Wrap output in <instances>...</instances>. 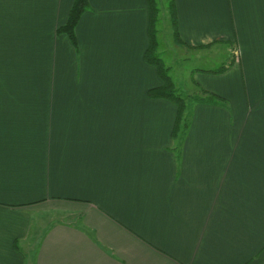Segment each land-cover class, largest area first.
<instances>
[{
	"label": "crops",
	"instance_id": "0c3cea01",
	"mask_svg": "<svg viewBox=\"0 0 264 264\" xmlns=\"http://www.w3.org/2000/svg\"><path fill=\"white\" fill-rule=\"evenodd\" d=\"M72 2L0 0V264H264V0H175L174 46L227 53L177 155L147 0H90L80 54Z\"/></svg>",
	"mask_w": 264,
	"mask_h": 264
},
{
	"label": "rangeland",
	"instance_id": "374dc122",
	"mask_svg": "<svg viewBox=\"0 0 264 264\" xmlns=\"http://www.w3.org/2000/svg\"><path fill=\"white\" fill-rule=\"evenodd\" d=\"M88 2H89V5L87 6L88 9L84 13L81 14L74 28L77 46L74 47V45L70 41L71 45L73 46L77 54L79 52V43H78V38L76 34V29H77V26L82 16L86 12L92 11L93 6L91 5L90 0H88ZM154 2H155V6L153 7L154 13L151 7L149 6V0H147V4H146L148 44H147V48L144 54V59L146 60L145 56H146L147 50H149L151 47V39L153 37V39H155L157 43L156 53L166 63L165 66L167 67V75L172 81L175 92L177 95H179L180 97L184 99L183 107H182V116L178 123L175 134H174L176 146L172 147L173 148L172 153L177 155L179 151V146L177 144L179 141L181 142L184 139L185 134L187 136V132L189 131L190 121H191V110H192L191 106L194 104V101H201V99H203L202 97H198L197 95H195L193 91L194 89L200 88L198 84L200 79L203 82V80L206 79L209 74L217 73V71L220 70V68H222L223 66H227L223 64V61H225L226 59L227 53L225 52L223 45H220L221 49L219 52L214 51L216 48H218V45H215L213 49H209V50L205 49L197 53L185 47H182L181 51H179L180 49L174 46L175 44L174 40L177 38V36L180 39V35L178 33L179 26H178V21H177L175 0H154ZM69 11H68V14H69ZM68 14H67L65 22L67 21ZM152 20L155 23L151 25ZM65 22L63 24H65ZM203 46H205V44L201 45L200 47L202 48ZM188 47H189V44H188ZM191 48H194V47H191ZM181 54H186L187 59H183ZM232 60L235 63H240L241 61V51L238 47H236L235 50L234 49L232 50ZM148 63L152 67L154 66L155 69L158 71V67L153 62V60L150 59V62ZM223 68L225 69V67ZM195 71H197L198 73V79L193 76V73ZM158 74H159V71H158ZM159 78H160V74H159ZM160 80H162L161 81L162 83L164 82L162 77L160 78ZM209 96L211 99H214L219 102L223 100L221 96L219 98H216L214 94H211ZM197 97L199 98V100L195 99ZM184 124H186L185 129L183 127ZM57 217L58 216H48V215L40 216V218H44L46 222L48 223L49 222L53 223L55 219H58Z\"/></svg>",
	"mask_w": 264,
	"mask_h": 264
},
{
	"label": "trees",
	"instance_id": "16d2710c",
	"mask_svg": "<svg viewBox=\"0 0 264 264\" xmlns=\"http://www.w3.org/2000/svg\"><path fill=\"white\" fill-rule=\"evenodd\" d=\"M88 5H89L88 0H74L72 7L69 11V14H68L67 21L65 22V24L59 26V28L57 30L58 34H65L69 38V40L72 42L74 47L77 46L74 28H75L81 14L84 13L88 9L87 8ZM149 6L151 7V9L154 13V9H153V7L155 6L154 0H149ZM153 23H155V22L152 20L151 25ZM176 34H177V32H176ZM175 41H176V43L178 42V44L182 43V41L179 39L178 36L175 39ZM156 48H157V43H156L155 39H153V37H152L151 47L149 50H147L145 58H146L147 62H150V59H151L157 65L158 71L160 74V78L162 77L164 82L160 86L150 89L148 91V94L152 95V96H158V97L160 96L163 98H167V99L171 100L172 102H174L177 106V109H178L177 115H178V123H179L181 116H182V107H183L184 99L176 94L175 89H174L173 84H172V81L170 80V78L167 75V67L165 66L164 62L162 61V58L159 57V55H157ZM223 69L224 68L222 67L217 72H220ZM168 86H170V87H168ZM196 100H199V98H196ZM177 126H178V124H177ZM183 127L185 129L186 124H184Z\"/></svg>",
	"mask_w": 264,
	"mask_h": 264
}]
</instances>
